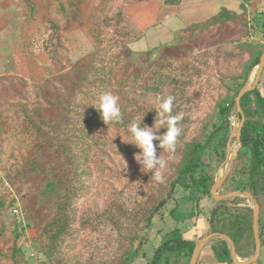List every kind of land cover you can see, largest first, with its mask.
<instances>
[{
	"label": "trees",
	"instance_id": "1",
	"mask_svg": "<svg viewBox=\"0 0 264 264\" xmlns=\"http://www.w3.org/2000/svg\"><path fill=\"white\" fill-rule=\"evenodd\" d=\"M15 1L24 10L20 26L24 44L14 53L21 62L31 63L27 66L30 73L33 74L38 66L36 55L28 50V40L35 32L42 31L43 27H49L53 30L51 41H55L61 30L60 19H65L62 29L78 28L93 44L92 50L71 63L68 70L56 77L60 84L56 85L49 78L40 81L38 88L44 91L43 98H39L40 95L36 96L37 99L29 100L22 90L23 86L17 82L16 87L13 86L12 94H17L19 100L9 102L0 99V105L5 103L8 107L5 118L0 120V133L3 134L6 126L16 118L18 123L23 124L24 130H30L34 135L29 149L24 153L25 156L14 168L6 171L5 177L19 193L18 199L21 201L26 198L32 199L30 192L38 189L40 183H44L42 189L44 196L55 197V202L43 217L46 220L41 226L35 227V246L42 256L40 264H61L59 254L71 225L69 214L71 199L78 192L76 186L78 166L71 146L79 145V151L87 154L91 139L89 131L98 129L103 121L99 114L101 111L93 106L98 105L99 100L92 99L88 114L82 116V126L76 134L70 132L73 120L68 106L73 104L77 94L85 92L94 87V83L99 82L106 85L105 87L114 86L118 90L129 87L144 94L157 95L165 91L166 95L171 94L175 97L174 104H178L180 100L189 101L184 91L191 85L192 80L199 76L198 66L187 58L192 47H202L209 43L214 45L218 38L224 42L225 39L231 40L233 35H236L238 40H244L243 43L239 42L237 47L242 52L248 51L249 54L241 65L237 66L238 73L232 76L231 83L226 84L227 92L217 101L212 116L204 123L201 136L198 139L185 140L186 130L183 124L186 119H182L178 123L181 133L175 151L168 153L157 147V154L172 156L174 159V176L150 187L131 210L118 207V214L111 213L110 219L122 241L114 251V264H128L136 257L144 259L145 264H181L182 261L188 264L196 238L177 235L175 232L177 226L166 232H162L163 227L158 226L156 230L162 232L161 241L148 256L144 250L149 240L146 232L154 226L156 220L175 217L178 198L190 199L196 213L200 200L208 197L211 200L206 214L208 229L199 238L211 232H221L231 237L237 254L252 255L255 250L252 208L244 205L245 203L239 205L243 202L240 199H245L244 196L230 197L233 205L226 204L224 200H215L210 189L214 183L215 173L225 159L226 144L230 135L228 118L230 109L234 107L235 97L246 83L252 68L259 62L264 50L263 4L257 0L248 2L251 9L248 10L246 5H242L240 13L221 7L206 20L183 27L181 32L187 35V46L184 48L175 44L165 46L161 56L151 65H137L130 58L132 49L123 44L115 56V64L118 67L116 71L110 72L115 75L113 83H110V80H102L103 66L98 65V61L105 53L100 40L101 26L109 21L103 12L108 9L107 5L111 0H101L100 8L89 6L85 0ZM180 1L165 2L173 5ZM71 15L75 18L70 19ZM117 17L122 19L120 14ZM251 25L254 35L261 41L249 40L252 33L249 31ZM222 52L229 58L238 55L234 50ZM144 53H149V50ZM238 57L241 59L243 56L241 54ZM167 68L170 70L167 71ZM240 107L244 117L240 131L241 145L222 184L228 187L225 193L235 190L249 192L259 205L258 232L261 254L256 263L261 264L264 259V68L256 86L241 96ZM139 110L143 115L141 126H151L155 119H158L151 106L138 108ZM174 113L176 111L173 109V115ZM129 118L130 115L123 116V123L114 125L124 126L126 119ZM165 131V128L160 129L161 134ZM153 143L157 145L159 142L154 140ZM135 169L145 181L154 182L151 173H145L140 164L136 165ZM2 180L0 179L1 182ZM13 203L14 199L8 201L5 196H0V213ZM121 216L126 217V222L122 221ZM14 220L11 222L14 226L9 230L11 242L6 247L0 246V264H30L23 245L18 242L19 237L24 234V226L19 220ZM5 231L1 225L0 239L5 236ZM210 248L218 262L232 263L229 246L224 239L217 238ZM196 264H203L200 254Z\"/></svg>",
	"mask_w": 264,
	"mask_h": 264
},
{
	"label": "rangeland",
	"instance_id": "2",
	"mask_svg": "<svg viewBox=\"0 0 264 264\" xmlns=\"http://www.w3.org/2000/svg\"><path fill=\"white\" fill-rule=\"evenodd\" d=\"M85 1L91 7H101V0ZM148 1L111 0L108 3V9L103 14L109 21L107 20V24L101 26L100 37L105 53L98 61V65L103 66L102 80H110V83H113L115 75L110 72L116 71L118 67L115 64V56L123 44H127L132 49L130 58L137 65H151L161 56L165 46L169 47L174 44L182 48L187 46V35L181 32L183 27L206 20L217 13L221 7H225L223 3L229 6L228 9L231 8L230 10L240 13L242 5H246L250 10L249 4L254 0H208L210 3L217 2V4L209 7L207 11L198 9L194 12L195 14L192 13L188 17L185 14H189L186 13L189 0H181L178 4L173 5L167 4L166 0ZM257 1L264 6V0ZM248 2L250 3L248 4ZM118 14L122 16V19H118ZM23 16L24 10L15 0H0V99L9 102L19 100L17 94H12L17 82L23 86L22 90L29 100L37 99L36 96L40 95L39 98H43L42 94L45 93L38 88L40 81L49 78L56 85L60 84L56 77L68 70L71 63L93 48V44L78 28L62 29L65 19H60L61 30H59L60 34L55 41H51L50 38L53 30L43 27L42 31L35 32L30 37L28 43L25 42L29 52L36 55L38 67L32 74L27 67L31 63L21 62L17 54L14 53L24 44L20 29ZM180 16L183 18L186 16L182 19L183 22L177 19ZM73 18L75 16L71 15L70 19ZM251 26L250 32L253 30V25ZM125 32L127 33L124 36ZM232 37L231 40L225 39L224 42L218 38L214 45L209 43L202 47H192L190 55L187 57L188 60L193 61L195 66H198L199 76L195 77L191 85L184 91L189 97V101L180 100L173 107L176 111L174 115L183 114V119H186L183 124L186 130L185 140L198 139L201 136L204 131V123L209 121L217 101L227 92L226 84L231 83L232 76L238 73L237 66L241 65L249 54L248 51L243 50L242 52L237 47L238 43H243L244 40H238L236 35ZM259 39L255 35L252 38L249 35V40L252 42L261 41ZM146 50H149V53L145 54ZM222 50H234L238 55L229 58ZM241 54L243 57L239 59L238 56ZM169 70L170 68H167V71ZM254 70L250 71L248 81H251ZM105 86L99 82L94 83V87L77 94L73 104L68 106L73 120V124L69 128L70 132L76 134L82 126V116L88 114V109L91 108L89 104L91 100H99L100 95L105 92L119 96L123 116L130 115V118L126 119L127 122L124 126L107 125L102 121L98 129L89 131L91 139L87 147V154H82L79 151V145L71 146L72 153L76 155L78 166L76 177L78 192L71 199L69 208L71 225L59 254L61 264H114V251L122 241L110 219V214H118V207L131 210L139 199L149 191L150 187L161 183L154 180L153 172H150L151 178L154 180L151 183L145 181L136 171V165L139 163L135 159V154L142 149L135 143L129 142L133 140V137L127 129L131 123L141 122L143 115L140 110L138 111V108L151 106L157 116L158 97L166 95V92L157 95L144 94L142 91L129 87L118 90L114 86ZM75 105L79 107H75ZM7 108L5 103L0 105V120L5 118L8 112ZM99 114L102 116L101 112ZM228 118L231 132L232 127L237 128L240 121L235 105L230 109ZM33 136L30 130H24L23 124L18 123L16 118L6 126L3 134L0 133V157L2 158L0 179H3L2 182L0 181V196H5L8 201L14 199L13 205L3 209L0 213V227L3 225L6 229L5 236L0 239V246L6 247L11 242L9 230L14 226L11 222L14 219L19 220L24 226V234L19 237L18 242L23 245L29 263L40 264L42 256L39 255V250L35 246V227L44 223L46 219L43 217L49 212L48 209L55 202V197L54 195L44 196L42 193L44 183H40L38 189L30 192L32 199L26 198L21 201L18 199L19 193L5 177L6 171L14 168L25 156L24 153L29 149ZM228 141L232 151L237 146V140L233 137L232 139L228 138ZM157 156L168 161L167 168L162 171V181L164 182L174 176V159L172 156L164 154H157ZM227 165L224 159L215 173V178L224 173ZM226 188H228L226 184L225 186L221 184L217 188V194L225 193ZM176 196L178 197L179 193ZM240 200L243 202L239 205L247 202L249 205H253L247 197ZM224 201L228 205L234 203L230 197ZM177 204L178 209L174 218L165 217L162 221L156 220L154 226L146 232L149 240L144 250L148 256L161 241V233L174 228V226H177L175 230L177 235L196 238L195 243L200 239L199 236L208 229L206 214L211 205V200L208 197L200 200L199 209L196 207V213L190 199L178 198ZM13 208L17 209V213L13 212ZM121 219L126 222V217L121 216ZM158 226L163 227L161 233L156 230ZM217 238L219 237H213L203 245L204 249L200 253L205 260H208L211 252L210 247ZM128 264H145V260L136 257Z\"/></svg>",
	"mask_w": 264,
	"mask_h": 264
},
{
	"label": "clouds",
	"instance_id": "3",
	"mask_svg": "<svg viewBox=\"0 0 264 264\" xmlns=\"http://www.w3.org/2000/svg\"><path fill=\"white\" fill-rule=\"evenodd\" d=\"M119 96L111 92H105L100 95L98 105H93L101 111L103 121L109 124H122L123 113L119 104ZM157 116L151 126H141V123H131L128 131L131 133L133 140L142 151L135 154V159L143 167L144 172H153L154 180L162 182V171L168 166V161L161 156H157V147L163 148L168 153H173L178 143V137L181 128L178 123L183 119V114L173 115L175 97L171 94L158 97ZM165 128L162 134L160 129ZM159 143L154 145L153 141Z\"/></svg>",
	"mask_w": 264,
	"mask_h": 264
},
{
	"label": "water",
	"instance_id": "4",
	"mask_svg": "<svg viewBox=\"0 0 264 264\" xmlns=\"http://www.w3.org/2000/svg\"><path fill=\"white\" fill-rule=\"evenodd\" d=\"M263 68H264V50L262 51V53L260 55L259 62L257 63V65H255L252 68L255 70L252 74L253 77L251 78V81H248L249 80V78H248L246 83L242 86V88L239 90L237 96L235 97L234 105H235L237 112L240 116V121H239V125L237 126V128L232 127V131L230 132L229 139H232L233 137H235L237 140V146L231 151L230 143H229V141L227 142L226 155H225V161L228 164L227 168L220 177L214 179V183L212 184L211 189H210V193L215 200H224L226 198L233 197V196H245L249 200L252 201V204H253L252 205V231H253V237H254V242H255V251H254L253 255L250 256L249 258H247L245 260H240L236 255L235 244H234L233 240L231 239V237H229L227 234H224L221 232H211V233L203 236L202 238H200L199 240L196 241L188 264H196V261H197V258L199 256V253L201 251L202 246L209 239H211L213 237H221L228 242L229 247H230V256H231V259L234 262V264H250V263H253L254 261H256L258 259L259 255H260L261 241H260V236H259V232H258L259 205H258L257 201L255 200V198L247 191L235 190V191H231V192H227V193H223V194H217L216 191H217V188L223 183L226 176L228 175L231 163L236 156L237 149L241 145L240 131H241V127L243 125L244 117H243L242 109L240 107V98L245 92L253 89L256 86V84L259 81L260 74H261Z\"/></svg>",
	"mask_w": 264,
	"mask_h": 264
},
{
	"label": "crops",
	"instance_id": "5",
	"mask_svg": "<svg viewBox=\"0 0 264 264\" xmlns=\"http://www.w3.org/2000/svg\"><path fill=\"white\" fill-rule=\"evenodd\" d=\"M150 1V0H149ZM148 1V2H149ZM226 1V0H225ZM217 4V2H213V3H210L208 0H201V1H196V0H189V4H188V6H187V8H186V13L188 12L189 14L187 15V14H185L187 17L188 16H190L192 13H194L196 10H198V9H200L201 11L203 10V11H207L208 9H209V7H211L212 5H216ZM227 3V2H226ZM220 5V4H219ZM206 6V7H205ZM223 6H225V7H227V8H229V6H226V5H224V3H223ZM221 7V6H220ZM219 7V8H220ZM231 9V8H230ZM195 14V13H194ZM186 16L184 17V18H186ZM183 17H178L177 19H180V20H182V19H184ZM182 22H183V20H182ZM186 22V21H185ZM178 28V27H177ZM249 200V199H248ZM244 205H247V206H250L251 208H252V206L251 205H249L248 204V202L246 203V204H244ZM219 238H221V237H219ZM223 239V238H222ZM225 240V239H224ZM226 241V240H225ZM227 242V241H226ZM228 243V242H227ZM205 245V244H204ZM228 246H229V244H228ZM204 249V247L202 246V248H201V252H202V250ZM229 250H230V247H229ZM255 251V250H254ZM254 253V252H253ZM200 255H201V257H202V261H203V264H228L227 262H218L217 261V259L216 258H214L213 257V255H212V252H210V254H209V256H208V260H205L204 259V257H203V255L201 254V253H199ZM260 254H261V251H260ZM236 255H237V257L240 259V260H245V259H247V258H249L250 256H252V255H250V256H245V255H239V254H237L236 253ZM260 256V255H259ZM230 258H231V256H230ZM259 258V257H258ZM232 260V259H231ZM186 262L185 261H182L181 262V264H185ZM230 264H234V262L232 261V263H230ZM250 264H257L256 263V261H254L253 263H250ZM261 264H264V259L262 260V262H261Z\"/></svg>",
	"mask_w": 264,
	"mask_h": 264
},
{
	"label": "built area",
	"instance_id": "6",
	"mask_svg": "<svg viewBox=\"0 0 264 264\" xmlns=\"http://www.w3.org/2000/svg\"><path fill=\"white\" fill-rule=\"evenodd\" d=\"M251 32H252V33H251V38H252V36H254L253 30H252ZM13 212H14V213H17V209L13 208Z\"/></svg>",
	"mask_w": 264,
	"mask_h": 264
},
{
	"label": "bare ground",
	"instance_id": "7",
	"mask_svg": "<svg viewBox=\"0 0 264 264\" xmlns=\"http://www.w3.org/2000/svg\"><path fill=\"white\" fill-rule=\"evenodd\" d=\"M252 73V72H251ZM251 77V76H250ZM231 167V166H230ZM226 170V169H225Z\"/></svg>",
	"mask_w": 264,
	"mask_h": 264
}]
</instances>
